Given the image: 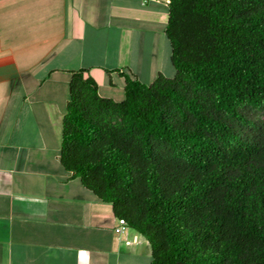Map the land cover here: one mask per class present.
Instances as JSON below:
<instances>
[{
    "label": "trees",
    "instance_id": "16d2710c",
    "mask_svg": "<svg viewBox=\"0 0 264 264\" xmlns=\"http://www.w3.org/2000/svg\"><path fill=\"white\" fill-rule=\"evenodd\" d=\"M172 77L70 71L59 161L150 264H264V0H168Z\"/></svg>",
    "mask_w": 264,
    "mask_h": 264
},
{
    "label": "crops",
    "instance_id": "0c3cea01",
    "mask_svg": "<svg viewBox=\"0 0 264 264\" xmlns=\"http://www.w3.org/2000/svg\"><path fill=\"white\" fill-rule=\"evenodd\" d=\"M167 3L0 0V264H150L146 239L114 232L111 205L59 151L70 71L86 69L117 101L121 73L145 83L175 74Z\"/></svg>",
    "mask_w": 264,
    "mask_h": 264
},
{
    "label": "built area",
    "instance_id": "2783aa9c",
    "mask_svg": "<svg viewBox=\"0 0 264 264\" xmlns=\"http://www.w3.org/2000/svg\"><path fill=\"white\" fill-rule=\"evenodd\" d=\"M156 0H141L143 4H147L149 2H153ZM127 228V224L123 218H117V224L113 227V230L116 234L120 235L124 232V230ZM137 240L136 236H134L131 240L130 239H124L123 242L125 244H130L131 242H135Z\"/></svg>",
    "mask_w": 264,
    "mask_h": 264
},
{
    "label": "rangeland",
    "instance_id": "374dc122",
    "mask_svg": "<svg viewBox=\"0 0 264 264\" xmlns=\"http://www.w3.org/2000/svg\"><path fill=\"white\" fill-rule=\"evenodd\" d=\"M101 92L103 93V90H101ZM132 228H130V230H131ZM133 230V229H132Z\"/></svg>",
    "mask_w": 264,
    "mask_h": 264
}]
</instances>
